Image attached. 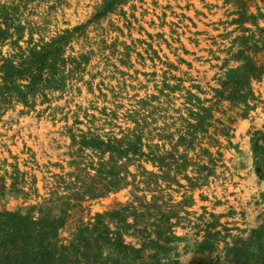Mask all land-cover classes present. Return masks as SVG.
Listing matches in <instances>:
<instances>
[{"label":"rangeland","instance_id":"rangeland-1","mask_svg":"<svg viewBox=\"0 0 264 264\" xmlns=\"http://www.w3.org/2000/svg\"><path fill=\"white\" fill-rule=\"evenodd\" d=\"M0 264H264V0H0Z\"/></svg>","mask_w":264,"mask_h":264},{"label":"bare ground","instance_id":"bare-ground-1","mask_svg":"<svg viewBox=\"0 0 264 264\" xmlns=\"http://www.w3.org/2000/svg\"><path fill=\"white\" fill-rule=\"evenodd\" d=\"M195 3L198 5V2L197 1H195ZM202 12V11H201ZM192 17V16H191ZM195 23V22H194ZM146 24V23H145ZM147 25V24H146ZM198 25V24H197ZM196 25V26H197ZM201 30V29H200ZM166 33H168V29H166ZM214 35V34H213ZM148 166V165H147Z\"/></svg>","mask_w":264,"mask_h":264}]
</instances>
